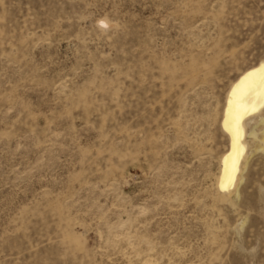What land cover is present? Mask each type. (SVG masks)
Returning <instances> with one entry per match:
<instances>
[{"label": "rangeland", "instance_id": "rangeland-1", "mask_svg": "<svg viewBox=\"0 0 264 264\" xmlns=\"http://www.w3.org/2000/svg\"><path fill=\"white\" fill-rule=\"evenodd\" d=\"M260 60L264 0H0V264H264Z\"/></svg>", "mask_w": 264, "mask_h": 264}, {"label": "bare ground", "instance_id": "bare-ground-1", "mask_svg": "<svg viewBox=\"0 0 264 264\" xmlns=\"http://www.w3.org/2000/svg\"><path fill=\"white\" fill-rule=\"evenodd\" d=\"M264 108V60L245 70L231 85L224 110L223 128L230 137L228 151L222 157L220 186L235 183L247 145L244 121Z\"/></svg>", "mask_w": 264, "mask_h": 264}, {"label": "snow or ice", "instance_id": "snow-or-ice-1", "mask_svg": "<svg viewBox=\"0 0 264 264\" xmlns=\"http://www.w3.org/2000/svg\"><path fill=\"white\" fill-rule=\"evenodd\" d=\"M100 23L102 27H107V25L103 21H101Z\"/></svg>", "mask_w": 264, "mask_h": 264}]
</instances>
